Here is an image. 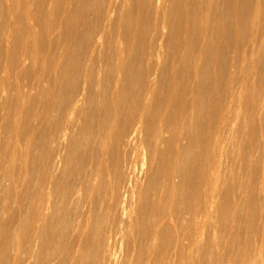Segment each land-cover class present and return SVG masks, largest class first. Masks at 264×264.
Wrapping results in <instances>:
<instances>
[{"label":"bare ground","instance_id":"1","mask_svg":"<svg viewBox=\"0 0 264 264\" xmlns=\"http://www.w3.org/2000/svg\"><path fill=\"white\" fill-rule=\"evenodd\" d=\"M0 264H264V0H0Z\"/></svg>","mask_w":264,"mask_h":264}]
</instances>
